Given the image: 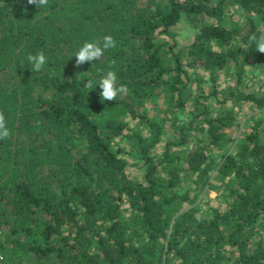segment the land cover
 Masks as SVG:
<instances>
[{
	"label": "trees",
	"instance_id": "1",
	"mask_svg": "<svg viewBox=\"0 0 264 264\" xmlns=\"http://www.w3.org/2000/svg\"><path fill=\"white\" fill-rule=\"evenodd\" d=\"M182 18L195 31L179 44ZM254 33L264 0H0V264H264ZM106 35L116 46L77 67ZM108 70L115 101L95 87Z\"/></svg>",
	"mask_w": 264,
	"mask_h": 264
},
{
	"label": "clouds",
	"instance_id": "2",
	"mask_svg": "<svg viewBox=\"0 0 264 264\" xmlns=\"http://www.w3.org/2000/svg\"><path fill=\"white\" fill-rule=\"evenodd\" d=\"M27 2L28 4H33L40 8L41 6L48 5L49 0H27ZM249 39L250 42L255 45L256 51L264 54V33H261L259 36L254 33L249 37ZM115 46L116 41L111 35L103 37L102 46L97 41H86L74 55L76 57V66L79 67L86 62L99 60L103 56L106 49ZM27 60L32 72L41 71L47 63V57L42 50L35 54H29L27 56ZM97 84L101 90L99 93L101 101H115L117 95L125 91L124 85L117 86V74L112 70L103 72L96 82L95 87ZM85 88L89 90L93 89V81H86ZM10 135V129L6 126L4 113L0 111V139H7Z\"/></svg>",
	"mask_w": 264,
	"mask_h": 264
},
{
	"label": "rangeland",
	"instance_id": "3",
	"mask_svg": "<svg viewBox=\"0 0 264 264\" xmlns=\"http://www.w3.org/2000/svg\"><path fill=\"white\" fill-rule=\"evenodd\" d=\"M231 9L234 10L236 13L239 11L237 6H233V7H231ZM175 31L178 33L176 35V38H177L179 44H181V43L184 44L193 38V34H194L195 29L191 26V24L186 19L182 18L178 23H176ZM177 47L178 46L176 45V48ZM252 63H253V61H251L249 64L246 65L247 70L245 72L246 73L245 75L248 76V79H250V80L253 77L252 72L258 71L257 66H254ZM223 78H224V73L221 72L219 74V81H220L221 85H222V83H224ZM248 104H249L248 102H243V109L246 111V113L251 114L253 112L258 111L257 109L249 107ZM148 105H150V107H151V109H150L151 115H156L157 112H160L164 108V106L159 102L153 105V102L151 101V102H149ZM157 109H159V111H157ZM158 116H161V115H158ZM242 118H244V117H242ZM226 130L230 131L232 134H237V131H235L234 128L228 127V128H226ZM132 156L133 155H130V154L127 156V157H129L130 161L132 160ZM215 195H216L215 189H210L208 192V196L213 198ZM209 202L213 204L215 201L211 200ZM202 206H203V208L206 207V205H202ZM4 264H6V263H4Z\"/></svg>",
	"mask_w": 264,
	"mask_h": 264
},
{
	"label": "built area",
	"instance_id": "4",
	"mask_svg": "<svg viewBox=\"0 0 264 264\" xmlns=\"http://www.w3.org/2000/svg\"><path fill=\"white\" fill-rule=\"evenodd\" d=\"M2 255L0 253V263H1ZM21 264H33L30 261H23Z\"/></svg>",
	"mask_w": 264,
	"mask_h": 264
}]
</instances>
